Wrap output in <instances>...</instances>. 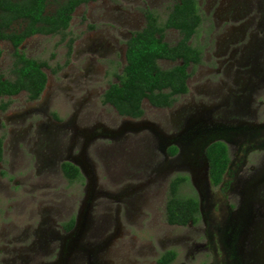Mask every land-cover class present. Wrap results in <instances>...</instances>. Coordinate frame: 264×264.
I'll return each instance as SVG.
<instances>
[{"label": "rangeland", "instance_id": "obj_1", "mask_svg": "<svg viewBox=\"0 0 264 264\" xmlns=\"http://www.w3.org/2000/svg\"><path fill=\"white\" fill-rule=\"evenodd\" d=\"M232 1L197 0L202 24L192 45L202 51L203 59L188 69L189 92L177 96L166 109L154 108L145 100L142 119L120 116L115 108L103 104V95L110 85L119 83L127 63V42L145 26L146 12L154 13L163 25L179 0H97L82 4L64 34L37 35L24 42L20 49L27 57L47 63L44 71L48 82L37 101H30L27 93L0 97V137L4 141L0 264H26L28 259L32 264H54L61 256L64 225L75 220V229L82 212L87 230L81 244L92 250L94 264H157L168 250L177 253L171 264H232L221 239L226 221L221 222L213 209L219 206L225 210L230 188L211 183L204 152L221 124L236 128L246 127L255 118L264 121V85L258 97L252 81L257 69H264V0H245L259 12L255 31L243 18L248 5L233 6L231 18L224 14L223 4ZM56 7L52 4L48 12ZM180 40L178 31L166 30L169 45ZM0 47V75L13 80L14 47L9 41L0 42ZM178 64L159 61L162 69ZM9 102L2 110L1 106ZM236 107L245 111L237 114ZM204 109L211 121L207 118L200 124L204 128L198 125L193 130L198 143L192 148V157L186 154L190 158L169 176L162 166L160 141L164 146L165 139L156 138L147 129L111 134L141 122L155 124L167 134L182 128L190 131L198 120L187 116ZM82 131L101 135L86 143L77 138ZM227 133L219 135L231 142V177L238 168V137ZM248 137L256 141L244 140L249 143L248 151H253L242 157L247 162L240 168L244 172L251 165L256 169L264 154L258 148H263L262 137L251 133ZM85 144L86 162L82 156ZM71 146L87 172L74 181L62 171V164L70 162ZM255 173L251 172L249 180ZM179 175L188 178L179 195L195 196L202 202L201 219L195 227L167 223L170 183ZM246 178L240 174L239 186Z\"/></svg>", "mask_w": 264, "mask_h": 264}, {"label": "trees", "instance_id": "obj_2", "mask_svg": "<svg viewBox=\"0 0 264 264\" xmlns=\"http://www.w3.org/2000/svg\"><path fill=\"white\" fill-rule=\"evenodd\" d=\"M97 0H0V42L9 41L14 47V79L0 75V97H15L27 93L30 101H37L46 89L48 77L44 69L46 62L27 57L21 46L28 39L37 36H54L67 32L73 14L82 4ZM52 4L57 7L48 12ZM201 23L197 0H179L163 25L152 12H146L145 27L134 33L127 43L126 66L119 76V83L112 84L103 95V104L110 105L122 117L140 119L144 116L143 102L153 107L170 108L177 96L189 92L188 67L202 60V52L189 44ZM178 30L181 41L174 46L165 41L166 30ZM69 54L72 42L69 44ZM2 49L0 47V58ZM179 62L171 69H162L159 61ZM9 103L1 106L2 110ZM4 141L0 137V163L4 159ZM210 179L214 186L222 180L229 163L225 144L212 145L208 151ZM62 171L66 178L74 181L82 177L75 164L65 162ZM186 176L175 178L170 187V199L166 207L167 223L171 226H187L199 218V201L195 196L179 195ZM75 225L71 220L64 225L70 231ZM176 258L174 251H168L158 264H170Z\"/></svg>", "mask_w": 264, "mask_h": 264}, {"label": "flooded vegetation", "instance_id": "obj_3", "mask_svg": "<svg viewBox=\"0 0 264 264\" xmlns=\"http://www.w3.org/2000/svg\"><path fill=\"white\" fill-rule=\"evenodd\" d=\"M245 5H248V3L245 0H233L228 5L223 4L222 9H223L224 14H227L231 18L233 6L241 8ZM197 6H198V13L201 18V23L196 29L194 36L190 40L189 42L190 45H192V40L195 37L199 27L202 24V16L200 15L198 2H197ZM248 6L249 8L247 10H244L243 18L245 21H247L248 25H250V29H253L255 27L254 29L255 31L257 24H259L258 23L259 21L258 13L259 12L258 10H255V6L254 7H251L250 5ZM175 31H178V30L175 29ZM181 39H182V35H181ZM202 59H203V54H202ZM161 61H166V60H161ZM201 62L199 64H201ZM197 65L192 64L188 67V69L191 66H197ZM252 81H253L254 87L258 89L257 96L260 97L262 95V93L260 94V91L261 89H263L262 86L264 85L263 67L257 69L255 78ZM187 84H188V81H187ZM181 96H184V95H181ZM229 99L231 103V98ZM226 101H227V98L224 100V102ZM157 109H160V108H157ZM243 111H245V109L240 110L238 107H236L237 114L239 112L243 113ZM209 116L210 114L207 109L198 111L197 114L196 115L193 114L192 117L191 115L190 117L187 116L188 119L190 120L191 119L198 120L197 121L198 124L195 125L190 131H187L186 129L182 128L181 130H178L172 134H167L163 132L162 130H160L155 124H151V123H149L150 124L149 128H144V129H147V131L150 130L149 132H151V134H153V136H155L156 138L160 139L162 137L163 139L166 140L164 146L162 144L163 140L160 142H161L162 152L164 153L163 154L164 159H163L162 166L164 167L165 170H167V176H169L171 173L175 174V172L179 170V166L184 165L187 159L190 158V157L187 158L186 154L190 153L191 155L192 150H193L192 148H195L196 143H198V138L195 136L197 133H195L193 130L198 125L202 123H206L205 119H207ZM208 119L211 121V118H208ZM221 125L222 126L214 130V132L216 133L215 136H219V137L213 140V138L215 137L214 136L212 138L213 141L211 140L209 145L206 146L205 148L204 160L206 162V166H205L206 175L210 179V163L208 159L209 148L212 145L217 144V143H222L226 145L228 156H229V163L224 173L223 180L218 186L222 184H225L226 186H228L230 188V196L228 197L227 202L225 203V210H223L219 206H216L215 208H213L215 210V213L221 216V222H223L224 220L226 221V232H225V235L221 238L222 243L228 247L227 248L229 250L228 257H230L231 260L233 261L232 264H264V154H262V156L259 158L256 169L252 168L253 165H251V167L248 168L246 172H244V169H240L241 166H244L246 165L245 163H247L242 157L247 156L249 155V153L253 152V151H248V148H250L248 141H252V140L256 141L255 138L253 137L249 138L248 134L249 133L259 134L262 137L263 143H264V121L260 122L259 118L258 119L255 118V122L253 121L251 124H247L246 127H236V128L227 127V126L223 127V124ZM200 126L203 127V125H200ZM102 131L104 132V134H109L106 129H102ZM223 132H229L227 133V135L231 134L233 136L238 137L237 149H236L237 156H238L236 163L238 164V168H237V172L231 177L229 176V174L232 171V167L234 163L233 160L231 159V154H230V143L231 142L230 140L222 139L223 137L219 134ZM93 133L95 134V132L93 131L92 132L82 131V134L78 135L77 138L81 137L84 140H86L85 142L87 143V141L93 140L95 139V137H98L101 135V134L100 135L97 134L96 136H93ZM111 134H114V133H111ZM244 140H248V141L245 142ZM75 144L76 142L74 141V145ZM166 147L167 149H165ZM262 147L263 148H260V147L258 148L261 151H264V145ZM85 149H86V144L84 145V150H83L84 153H86ZM68 158L70 159L69 163H72V164H74L73 162H76L78 164L83 163V160H81V156L79 155L77 156V154H74V146H71L69 150ZM257 159L255 161H257ZM252 171H256V173L254 174V177L249 180V175L251 174ZM240 174L242 176L247 175V178L243 179L244 183H242L239 186ZM179 176H183V175H179ZM228 178H230V180H228ZM234 181H235V184L234 186H232V182ZM171 183H170V187H171ZM236 183L238 184L236 185ZM238 195H240L239 198H238ZM224 200L225 198H223V201ZM198 201H199V210H200L199 217H198L199 219L196 222H193V221L189 222L187 226L195 227L196 224L199 223V220L201 219L200 217L202 215L203 206L199 198H198ZM166 207H167V204H166ZM77 236H78V233L74 232V227L70 231L66 230V236L63 235L61 239L63 240L62 248L60 251L61 256H60V259L55 262L56 264H75L77 260H81V261L84 260L85 264H92L91 263L92 261H93V264L95 263L92 250L86 246L85 247L82 246L83 243L78 245L79 239H77ZM168 251H173V250H168ZM168 251H166L165 253H167ZM176 258H177V253H176ZM175 259L171 263H173ZM32 261L33 260L28 259L26 264H32ZM41 264H44V263H41ZM157 264H158V261H157Z\"/></svg>", "mask_w": 264, "mask_h": 264}, {"label": "water", "instance_id": "obj_4", "mask_svg": "<svg viewBox=\"0 0 264 264\" xmlns=\"http://www.w3.org/2000/svg\"><path fill=\"white\" fill-rule=\"evenodd\" d=\"M150 124L149 123H139V124H128L126 126H124L123 128H121L120 130H118L117 132H113L116 135H122L125 134L127 131H140L141 129L144 128H149ZM82 156H84V162H86V157H85V153L82 154ZM76 166H78L82 172V174H87L86 170H85V166L84 163L78 164L76 162H73ZM91 181V179H90ZM85 216L86 214H84L82 212V215L78 218V221L76 222V226L74 229V232L78 233L77 239H79V243L78 245L81 244V242L83 241V238L86 234V230H87V224L85 223ZM80 247V246H79ZM56 264V263H55Z\"/></svg>", "mask_w": 264, "mask_h": 264}]
</instances>
